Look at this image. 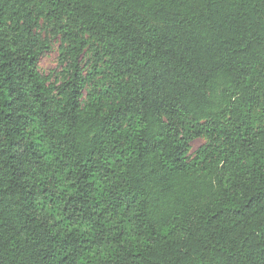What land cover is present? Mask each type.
Wrapping results in <instances>:
<instances>
[{
	"label": "trees",
	"instance_id": "obj_1",
	"mask_svg": "<svg viewBox=\"0 0 264 264\" xmlns=\"http://www.w3.org/2000/svg\"><path fill=\"white\" fill-rule=\"evenodd\" d=\"M0 264H264V0H0Z\"/></svg>",
	"mask_w": 264,
	"mask_h": 264
},
{
	"label": "rangeland",
	"instance_id": "obj_2",
	"mask_svg": "<svg viewBox=\"0 0 264 264\" xmlns=\"http://www.w3.org/2000/svg\"><path fill=\"white\" fill-rule=\"evenodd\" d=\"M43 34H46L43 32ZM62 39L61 36L58 35L56 37L51 38L50 48L45 51L39 59L38 62V69L39 71L48 76L51 81L53 80H60L61 79V72H62V64L60 62V55L62 52ZM91 53L90 51L86 50L83 53L82 57V64L84 65L85 74H90L92 77L91 83H88L87 89L91 88L93 84H99L101 75L94 74L93 71V62L90 61ZM206 141L205 137H198L195 138L190 143V152L193 153L201 144Z\"/></svg>",
	"mask_w": 264,
	"mask_h": 264
}]
</instances>
